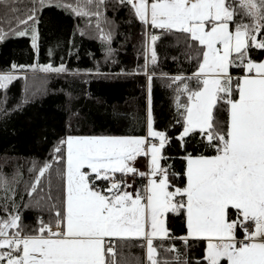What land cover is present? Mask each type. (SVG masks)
<instances>
[{
	"label": "snow or ice",
	"instance_id": "obj_1",
	"mask_svg": "<svg viewBox=\"0 0 264 264\" xmlns=\"http://www.w3.org/2000/svg\"><path fill=\"white\" fill-rule=\"evenodd\" d=\"M118 2L145 25L185 35L184 55L197 61L196 70L188 76L161 74L174 91L182 129L176 139L183 147L186 138L199 135L215 154L184 156L185 182L173 183L178 174L162 163L170 138L154 128L155 72L147 69L157 64L159 37L151 35L144 65L149 82L145 136L68 135L53 146L49 159L33 160L25 185L29 202L22 206L49 214L38 216L34 227L24 224L16 201L22 173L17 170L9 179L0 169V264H190L177 240L185 249L189 241L204 242L195 264H264V61L249 55L252 49L264 50V0ZM45 3L34 0L26 18L15 17L17 27L35 23V5ZM105 4L76 0L66 6L77 16H95L101 39L110 44L111 33L99 22ZM4 37L0 28V40ZM35 40L33 35L34 47ZM234 69L241 74L234 75ZM39 70L67 71L63 65ZM15 79L12 71L0 73V90ZM221 110L224 120L217 116ZM138 158H146V171L136 166ZM53 174L61 181L56 195ZM128 177L146 183L133 188ZM181 214L186 233L175 236L168 220ZM129 241L140 242L134 246L144 250L143 261L124 256L122 249L133 246Z\"/></svg>",
	"mask_w": 264,
	"mask_h": 264
},
{
	"label": "trees",
	"instance_id": "obj_2",
	"mask_svg": "<svg viewBox=\"0 0 264 264\" xmlns=\"http://www.w3.org/2000/svg\"><path fill=\"white\" fill-rule=\"evenodd\" d=\"M75 3L76 0H46L43 6L35 5V23L30 20L19 27L15 17L26 18L34 0H9L0 5V28L5 32L0 40V73L12 71L17 77L6 90H0V169L9 179L17 170L22 173L16 201L21 205L24 224L30 227L35 226L38 216L47 219L49 215L47 211L22 206L29 202L25 185L31 179L28 168L33 160L43 163L49 159L53 146L68 135L145 136L149 82L144 65L153 34L159 37L155 45L158 61L156 65L149 64L147 71L155 72L151 88L154 128L166 132L171 141L163 150L168 159L162 163L171 165V171L178 174L171 178L173 183L183 186V157L215 154L199 135L186 138L183 147L176 139L182 129L176 123L174 91L161 74L188 76L196 70L197 61H189L184 55L188 43L185 35L163 33L143 24L128 5L106 0L99 22L104 32L111 33L109 44L101 39L95 16H77L66 6ZM13 7L17 12L11 11ZM21 30L27 34H16ZM249 55L260 62L264 50L252 49ZM47 65H63L67 71L39 70ZM233 72L241 74L238 69ZM217 116L226 119L223 110ZM52 184L56 195L61 181L55 174ZM168 226L175 236L186 233L182 214L170 215ZM139 243L129 241L133 246L122 249L124 256L143 261V249L134 246ZM175 244L186 253L190 264H195L200 242L189 241L187 249L179 240Z\"/></svg>",
	"mask_w": 264,
	"mask_h": 264
},
{
	"label": "built area",
	"instance_id": "obj_3",
	"mask_svg": "<svg viewBox=\"0 0 264 264\" xmlns=\"http://www.w3.org/2000/svg\"><path fill=\"white\" fill-rule=\"evenodd\" d=\"M141 171H146V158H141V166H140ZM129 182H133L132 177H128ZM146 183L145 180H142L140 177H135L134 182H133V188H140L142 184ZM144 251V250H143ZM144 257H145V252H144ZM144 260V259H143Z\"/></svg>",
	"mask_w": 264,
	"mask_h": 264
},
{
	"label": "crops",
	"instance_id": "obj_4",
	"mask_svg": "<svg viewBox=\"0 0 264 264\" xmlns=\"http://www.w3.org/2000/svg\"><path fill=\"white\" fill-rule=\"evenodd\" d=\"M151 26V25H150ZM147 127V126H146ZM147 132V129H146ZM136 166L140 169L141 166V158H138L137 162H136ZM203 248H204V242H200V246H199V250L197 255L195 256V260L197 261L198 259H200L202 257L203 254Z\"/></svg>",
	"mask_w": 264,
	"mask_h": 264
},
{
	"label": "rangeland",
	"instance_id": "obj_5",
	"mask_svg": "<svg viewBox=\"0 0 264 264\" xmlns=\"http://www.w3.org/2000/svg\"><path fill=\"white\" fill-rule=\"evenodd\" d=\"M60 1H62V0H60ZM261 61H264V57L262 58V60ZM16 76V75H15ZM146 129H147V127H146ZM147 134V132L145 133V135Z\"/></svg>",
	"mask_w": 264,
	"mask_h": 264
}]
</instances>
